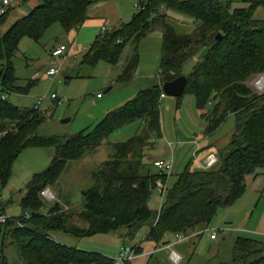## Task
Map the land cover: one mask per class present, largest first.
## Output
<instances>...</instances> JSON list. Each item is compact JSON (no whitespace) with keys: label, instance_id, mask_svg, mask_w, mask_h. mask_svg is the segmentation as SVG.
Returning a JSON list of instances; mask_svg holds the SVG:
<instances>
[{"label":"trees","instance_id":"trees-1","mask_svg":"<svg viewBox=\"0 0 264 264\" xmlns=\"http://www.w3.org/2000/svg\"><path fill=\"white\" fill-rule=\"evenodd\" d=\"M99 1L105 0H36L26 14L3 29L11 6L7 8L0 15V89L9 93L28 90V86L15 83L13 59L22 37L38 40L54 22L64 28L80 25L88 18L90 6ZM136 1L140 7L131 19L98 35L88 50L92 54L86 57L115 64L126 43L135 47L133 43L159 28L158 79L107 112L92 128L70 135H39L36 131L44 114L37 107H20L0 97V189L24 148L55 149L48 168L34 174L19 201L21 210L29 211L30 217L24 218L23 212L16 221L0 225L1 247L12 238L24 264H118L115 258L67 246L54 240L52 234L88 236L125 229V235L132 237L143 225L148 227L144 240L153 244L144 264H173L159 253L169 243L165 237L200 236L218 208L231 204L244 192L247 176L264 173V93H257L249 84L254 75L264 73V19L253 17L264 0H241L244 5L234 7L230 1L221 0ZM175 15L186 19L188 25L175 21ZM136 54L134 49L124 63V80L133 73ZM190 60L195 62L184 73ZM182 74L186 76L183 94L194 97L206 122L204 134L211 137L228 115L235 117L236 128L229 140L216 148L213 165L197 169L186 166L167 186V174L152 171L147 156L162 136L161 85ZM136 120L143 123L139 133L122 142L106 141L110 133ZM102 144L108 145L109 153L92 170L93 185L81 191L78 217L83 224L72 222L71 214L58 202L42 212L45 205L40 191L58 178L68 161ZM157 180L165 189L160 193V207L152 208L149 200ZM134 252L139 255L142 248L137 246ZM5 258L0 250V264H7ZM133 259L121 262L133 264ZM205 264H264V249L255 239L237 236L229 256Z\"/></svg>","mask_w":264,"mask_h":264},{"label":"rangeland","instance_id":"rangeland-1","mask_svg":"<svg viewBox=\"0 0 264 264\" xmlns=\"http://www.w3.org/2000/svg\"><path fill=\"white\" fill-rule=\"evenodd\" d=\"M221 1H230L233 7L244 5L241 0ZM32 3L33 0H27L24 5L14 3L2 28L6 29L14 20L26 14ZM135 4L136 0L99 1L92 7L90 18L80 25L64 28L61 23L54 22L45 29L38 40L29 37H22L19 40L13 60L15 71L24 77L31 76L34 82L28 86L27 93H9L6 98L20 107H37L44 114L37 134L70 135L92 128L106 112L120 107L135 97L140 89L151 86L157 80L162 44V32L159 28L133 43L135 47L130 42L126 43L119 61L115 64L102 58L92 61V58L86 57L98 35L117 27L121 21L127 22L131 19L139 8ZM174 17L175 21L188 25L183 17L178 15ZM253 17L264 19V6L256 8ZM59 44L65 46L64 52L67 55L64 57L51 54L53 46ZM134 49L137 53V62L132 75L124 80L122 77L124 63L127 57L133 54ZM201 54L202 50L199 51L197 58ZM194 62L190 60L186 63L184 73L189 72ZM49 67H58L59 72L48 76L46 71ZM259 74L263 73L254 75L249 80L250 85ZM252 86L257 93H264L261 92L262 89L259 91ZM51 93L57 96L59 103L50 98ZM96 94H100V97ZM40 99L41 103L38 104ZM160 117L162 136L155 140L148 160L152 162L154 158H162L172 161V169L166 173V185L169 186L186 166L192 169L205 167L207 148L203 145L202 135L206 122L204 123L205 120L196 107L194 97L188 93L182 94L179 98L164 95ZM142 125L143 123L138 120L127 123L110 133L106 141L109 143L125 141L139 133ZM235 128V117L228 115L208 139L217 147L222 146L229 140ZM109 150L107 144H102L80 158L68 161L58 178L43 188H49L54 198L48 200L41 195L43 189L40 191L45 205L41 211H46L47 207L58 202L71 214L72 222L82 225L83 222L78 217L82 206L81 191L93 185L91 172L107 157ZM54 154L55 149L52 146H28L18 154L11 165L5 185L0 189V204L8 216L29 213L21 210L19 201L34 174L48 168ZM150 168L152 171L155 170L152 165ZM161 202L162 195L154 189L149 206L158 208ZM147 230L148 227L143 225L132 237L124 236L125 229L88 236L56 232L52 237L78 250L115 258L123 243L144 242ZM212 230L216 232V238L213 240L209 237ZM237 236L255 239L264 249V173L259 172L247 178L244 192L231 204L218 208L208 228L196 242L189 240L177 243V247L186 249L184 260L178 264H205L218 257H227ZM0 250L6 255L7 264H24L19 248L12 238L4 241L3 248L0 244ZM189 250L190 252H187ZM146 260V256L140 255L135 256L132 262L144 264Z\"/></svg>","mask_w":264,"mask_h":264},{"label":"built area","instance_id":"built-area-1","mask_svg":"<svg viewBox=\"0 0 264 264\" xmlns=\"http://www.w3.org/2000/svg\"><path fill=\"white\" fill-rule=\"evenodd\" d=\"M21 0H0V15L3 14L8 7L12 6L14 3H18ZM136 7H140V5L135 4ZM103 28V27H102ZM104 29V28H103ZM65 46L63 44H59L58 46H56L51 54L53 56H64L65 52ZM59 72V68L58 67H49L48 70L46 71L47 75H56ZM159 70H158V74H159ZM256 80L253 81V84L257 89H259V91H261L260 89H262L261 92L264 91V73L263 74H259L256 78ZM9 94V92H7L6 90H1L0 89V97L2 99L6 98L7 95ZM164 94L161 93V96H163ZM97 96H100V94H98ZM50 98L55 100V103H59V100H57V96L54 93L50 94ZM41 103V99L38 100V104ZM217 160V156L213 153L208 154V157L205 160V167H209L211 165H213ZM152 166L160 171H163L165 173H168L171 171L172 169V161L169 160H165L162 158H157V159H153L151 162ZM156 188L160 193H163L165 186L161 183L160 180L156 181ZM41 195L48 199V200H52L54 198L53 194L51 193L49 188H45L41 191ZM24 218H29L30 217V213L24 212L23 213ZM16 216H8L3 208V206L0 204V225L4 224L5 222H7L8 220H15L16 221ZM17 223L19 224V222L17 221ZM21 225V224H19ZM211 238H215L216 237V232L215 230H212V233L210 234ZM182 239H184V237H182L181 235H178L176 237L177 241H181ZM135 247L130 245V244H123L120 248L119 253L117 254V256L115 257L117 263H120L123 260H130L133 259L136 255H135ZM168 258L169 260L173 263V264H178L181 262V256L178 252H176L175 250L171 249L169 251L168 254Z\"/></svg>","mask_w":264,"mask_h":264},{"label":"crops","instance_id":"crops-1","mask_svg":"<svg viewBox=\"0 0 264 264\" xmlns=\"http://www.w3.org/2000/svg\"><path fill=\"white\" fill-rule=\"evenodd\" d=\"M105 1H107V0H105ZM109 1V0H108ZM113 1V0H112ZM115 1V0H114ZM27 2V1H26ZM134 2H135V0H134ZM36 3V0H33V3L30 5V7H32L34 4ZM16 4H18V5H24L25 4V2L24 3H21V2H18V3H16ZM96 3H94L93 5H91L90 6V8H89V11H88V14H89V16H88V18L87 19H89L90 18V11L92 10V7H94V5H95ZM133 16V15H132ZM86 19V20H87ZM84 22V21H83ZM82 22V23H83ZM128 22V21H127ZM121 23H125V22H122L121 21ZM120 23V24H121ZM119 24V25H120ZM113 28H115V27H113ZM113 28H111V29H113ZM56 47V45H54L53 46V48H55ZM53 48H52V50H53ZM52 52V51H51ZM66 54V53H65ZM64 54V55H65ZM67 55V54H66ZM75 55V54H74ZM64 57V56H63ZM14 60V59H13ZM14 63V62H13ZM14 70H15V68H14ZM47 74V73H46ZM49 76V75H48ZM15 77H16V85L17 86H19V87H26V86H30L31 84H33V82H34V79H32V77L31 76H28V77H24V76H22V75H18V73L15 71ZM157 79H158V75H157ZM157 81V80H156ZM109 89H110V87H109ZM108 89V90H109ZM14 93H17V92H14ZM25 93H27V92H24V93H17V94H25ZM96 95H98V94H96ZM100 97V96H99ZM163 99H164V95L163 96H161L160 97V115H161V111H162V102H163ZM107 113V112H106ZM177 113V112H176ZM161 118V117H160ZM204 123H205V121H204ZM204 127H206V123H205V125H203ZM202 138L204 139V146L207 148V150H206V154H207V156H206V158L208 157V154H210V153H213V154H215V155H217V153H216V151H217V146L213 143V141H209V137H207V136H205V134H203L202 135ZM168 145H170L169 143H168ZM205 154V155H206ZM206 158L204 159V163H205V160H206ZM154 159H157V158H154ZM153 160V159H152ZM147 162L149 163V165L151 166L152 164H151V160H148V156H147ZM156 170V169H155ZM249 176H251V175H249ZM249 176H247V178L249 177ZM247 178H246V181H247ZM126 232V231H125ZM137 232V231H136ZM62 233H64V232H62ZM64 234H67V233H64ZM124 236L125 237H128V236H126L125 235V233H124ZM134 236V235H133ZM199 236H197L195 233L194 234H192L191 236H189V237H186V238H184V239H182L181 241H177L176 239H175V237H174V235H167V237H165V239L166 240H168V244L167 245H165L164 247H162V249L160 250L161 252H162V254L163 255H165L166 256V259L168 258V254H169V251L171 250V249H173V250H175L176 252H178L179 254H180V256H181V262L180 263H182V261L184 260V255H186V253H185V251H186V249H185V247H177L176 245H177V243H181V242H185V241H189V240H192V241H194L195 240V242H196V240H197V238H198ZM209 237H210V234H209ZM216 238V237H215ZM210 239H214V238H211L210 237ZM62 243V242H61ZM124 244V243H123ZM122 244V245H123ZM125 244H130V245H132V246H140L141 248H142V252L139 254V255H136L137 257L138 256H140V255H144V256H146V255H148L149 253H150V251L152 250V247H153V244L151 243V242H149V241H144V242H142V243H137V244H131V243H125ZM187 252H190V250L189 251H187Z\"/></svg>","mask_w":264,"mask_h":264},{"label":"water","instance_id":"water-1","mask_svg":"<svg viewBox=\"0 0 264 264\" xmlns=\"http://www.w3.org/2000/svg\"><path fill=\"white\" fill-rule=\"evenodd\" d=\"M219 38H220V34L217 33L215 39L218 40ZM185 83H186V76L182 74L170 81L163 82L161 85V91L164 95L175 96V97L181 96L184 91ZM63 121H67V120H63Z\"/></svg>","mask_w":264,"mask_h":264}]
</instances>
